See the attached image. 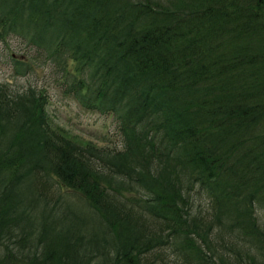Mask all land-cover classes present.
<instances>
[{
	"label": "trees",
	"instance_id": "16d2710c",
	"mask_svg": "<svg viewBox=\"0 0 264 264\" xmlns=\"http://www.w3.org/2000/svg\"><path fill=\"white\" fill-rule=\"evenodd\" d=\"M10 38L112 115L122 147L53 126L44 89L0 84V264H151L167 244L264 264V0H0Z\"/></svg>",
	"mask_w": 264,
	"mask_h": 264
},
{
	"label": "rangeland",
	"instance_id": "374dc122",
	"mask_svg": "<svg viewBox=\"0 0 264 264\" xmlns=\"http://www.w3.org/2000/svg\"><path fill=\"white\" fill-rule=\"evenodd\" d=\"M25 50L23 44L14 38L0 41V84L11 93L21 92L29 85L44 89L48 99L46 113L53 126L62 127L82 142H90L98 147L121 148V135L113 116L82 108L72 96L63 93L57 82L59 78L52 73L50 66L43 64L42 59H32V56L38 55L37 52L33 49ZM11 55L14 59L33 62V69L24 75L14 74L13 63L9 58ZM206 195L199 188L191 192L196 212L197 208L199 212H208L209 202ZM216 234L213 229L211 240L216 239ZM225 247L230 249L228 245ZM228 252L223 254L229 256ZM148 258L151 264H189L171 244L156 249ZM229 258L232 259L231 256ZM226 262L230 263L227 260Z\"/></svg>",
	"mask_w": 264,
	"mask_h": 264
}]
</instances>
